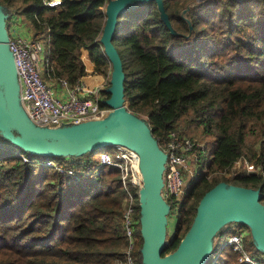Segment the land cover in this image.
I'll use <instances>...</instances> for the list:
<instances>
[{"label":"trees","instance_id":"obj_1","mask_svg":"<svg viewBox=\"0 0 264 264\" xmlns=\"http://www.w3.org/2000/svg\"><path fill=\"white\" fill-rule=\"evenodd\" d=\"M109 1L62 0L52 9L43 0H1L0 6L8 12L22 4L36 36L45 34L49 75L74 86L87 75L83 49L96 73L108 77L114 70L101 41L102 7ZM161 6L146 0L120 13L111 44L122 64L123 102L133 115L147 117L158 144L171 132L181 134L177 124L186 116L203 128L208 141L196 147L198 174L180 202L164 257L178 250L201 200L217 185L259 191L264 205V0H161ZM102 92L111 99V92ZM99 106L110 107L101 101ZM249 136L256 137L257 151L247 146ZM245 150L260 171L226 178ZM105 151L111 147L31 155L15 127L0 129V264H126L128 195L121 171L99 166ZM48 160L77 173L44 166ZM131 187V253L134 264H144L143 208ZM236 229L226 226L219 232L205 264H240L231 247H222ZM244 241L247 252L264 263L256 241Z\"/></svg>","mask_w":264,"mask_h":264},{"label":"water","instance_id":"obj_2","mask_svg":"<svg viewBox=\"0 0 264 264\" xmlns=\"http://www.w3.org/2000/svg\"><path fill=\"white\" fill-rule=\"evenodd\" d=\"M145 1L115 0L111 1L112 5L107 10L108 21L102 43L114 65L115 83L112 85L110 102H107L114 108V115L107 120L73 125L70 129L39 128L28 121L21 107L20 88L9 50L6 15L0 8V87L4 86L3 95L7 106V112L0 114V129L15 127L31 155L67 156L113 146H126L136 151L144 172L145 199L141 218V232L145 242L144 264H205L217 235L233 221L250 224L256 243L264 252V205L261 194L259 191L221 183L201 200L194 223L178 250L161 256L163 248L173 237L166 239V216L169 206L162 197L167 157L150 128L139 129L123 110L124 74L119 57L111 44L117 16ZM156 1L162 8L161 0ZM128 4L130 7L124 8ZM60 133L66 135L61 136Z\"/></svg>","mask_w":264,"mask_h":264},{"label":"built area","instance_id":"obj_3","mask_svg":"<svg viewBox=\"0 0 264 264\" xmlns=\"http://www.w3.org/2000/svg\"><path fill=\"white\" fill-rule=\"evenodd\" d=\"M43 3L48 8L58 9L62 5V0H43ZM9 50L13 57L20 88L21 107L28 121L35 127L56 129L64 125H80L90 121L104 120L110 113L109 109L100 108L98 100H84L79 97L78 93L83 90L81 82L70 86L65 79H60L62 85L68 89L69 96L67 100H62L55 95L54 89L42 76L41 58L45 53V46L39 38L24 39L9 36ZM199 145L194 139L180 136L174 131L171 132L169 140L160 146L167 157L162 197L176 215L186 189L190 185L189 179L193 174L191 163L196 162L195 150ZM19 156L24 161L31 162L23 155ZM43 165L56 167L60 173L70 176L77 173L72 168L56 166L51 160L44 161ZM99 166L115 167L121 171L122 184L128 195V207L124 214L125 235L129 242L126 264H134L135 260L131 253L135 245L134 198L129 186L136 190L142 206L145 188L144 172L140 166L139 155L126 146H113L111 151L100 154ZM257 169L260 171L259 168ZM244 243L243 234L237 233L230 236L222 247H231L238 254L240 264H264L247 252Z\"/></svg>","mask_w":264,"mask_h":264},{"label":"crops","instance_id":"obj_4","mask_svg":"<svg viewBox=\"0 0 264 264\" xmlns=\"http://www.w3.org/2000/svg\"><path fill=\"white\" fill-rule=\"evenodd\" d=\"M111 1L112 0H110L104 7H102V10L104 11L106 15V25L108 21L107 10H108V7H111L112 5ZM127 7H130V4L124 6V8H127ZM0 8H3V7L0 6ZM8 10H9L8 12H4V13L6 15V26L9 32V36L22 37L24 39L39 38L40 40L43 41L44 46H45V53L42 55V58H41L42 76L45 79V81L54 89L55 95L58 98L62 100H67L69 96L68 89L62 85L60 80L53 79L49 75L48 61H47L48 52H47V47H46L45 34L39 37L36 36L32 23L26 18L24 14H22L21 5L19 6V8H8ZM103 37L104 35L102 34L101 41H103ZM81 59L85 66L87 75L81 79V85L83 86V90L78 93L79 97L84 100H98V102L101 101V102H106V103L110 102L109 100H106V96L104 95L102 91L111 92V86H109V82L112 84L115 83L114 71L111 72L110 78L107 80L105 76L95 72V65L90 60L89 52L87 50L83 49L81 51ZM95 91H97L98 93L97 94L94 93ZM111 116H112V113H109L106 116L105 120L109 119ZM176 216L177 215L174 214V212H172L171 209L169 208L168 214L166 216L167 233H168V228H167L168 224H172V227H173L175 222H177ZM169 217H171L170 222L168 220ZM173 234L174 232L171 235ZM217 240H218V237L215 239V242Z\"/></svg>","mask_w":264,"mask_h":264},{"label":"rangeland","instance_id":"obj_5","mask_svg":"<svg viewBox=\"0 0 264 264\" xmlns=\"http://www.w3.org/2000/svg\"><path fill=\"white\" fill-rule=\"evenodd\" d=\"M21 7H22V4H21ZM184 13L185 12H183V14ZM122 31H123L122 33L124 34L125 29L123 28ZM108 78H110V76L106 77L107 80H108ZM112 88L113 87H112V83H111V89ZM3 92H4V86H1L0 87V114H4L7 112V106H6V102L4 99V95H3L4 93ZM105 109H109L110 113H112V115H114L115 110L113 107L110 106V107L105 108ZM123 110L128 114V118H130V121L132 123H134L136 126H138L139 129L146 130L149 128L148 127L149 123H148L146 116L133 115V113H131V111L128 110V108L125 104L123 106ZM176 129H177V131L181 132V134L179 133L181 136L186 137V138H192L196 141L197 144H200L201 146H204L208 142L207 139H205V137H204L203 128L201 126H199L196 122H190V116H186L185 118L181 119L179 121V123L177 124ZM60 135L64 136L66 134L60 133ZM51 140H52V138H51ZM51 140H48V141H51ZM247 146L253 148L256 151L258 150L259 147H258V143L256 141L255 136H249L247 138ZM197 165L198 164L196 162L191 163V168L193 169V174H192V177L189 179L190 184L192 183V181L195 179V177L198 174ZM257 168H259L258 165H256L254 163V161L251 160V155L249 154L248 150H245L244 156L241 159H239L238 161H236V163L230 168V170L228 172H226L224 174V176L226 178H233L235 176H246V175L252 174L254 171L259 172V170ZM228 185H231V184H228ZM188 187H187V189H188ZM187 189H186V191H187ZM223 200H225V199H223ZM170 219H171V217L168 218L169 222H170ZM176 223L177 222H175L173 227H172V224H168V227H167L168 233L166 234L167 240H170L171 236H173L171 234L173 232H175ZM227 227L238 228V229H236V232L243 234L244 240H249V242L256 241L255 240V233H254L252 227L250 226V224H248V223H241V222L233 221L230 224H228Z\"/></svg>","mask_w":264,"mask_h":264},{"label":"bare ground","instance_id":"obj_6","mask_svg":"<svg viewBox=\"0 0 264 264\" xmlns=\"http://www.w3.org/2000/svg\"><path fill=\"white\" fill-rule=\"evenodd\" d=\"M127 115V114H126ZM128 116V115H127ZM130 119V118H129ZM145 199V198H144Z\"/></svg>","mask_w":264,"mask_h":264}]
</instances>
